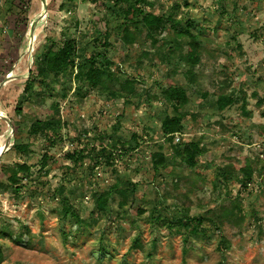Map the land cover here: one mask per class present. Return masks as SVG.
<instances>
[{
  "label": "rangeland",
  "instance_id": "374dc122",
  "mask_svg": "<svg viewBox=\"0 0 264 264\" xmlns=\"http://www.w3.org/2000/svg\"><path fill=\"white\" fill-rule=\"evenodd\" d=\"M46 1L45 23L35 31L32 66L33 56L43 52L48 40L61 44L73 38L89 55L97 47L94 40L107 32L108 56L119 80L111 88L119 89L126 78H135L140 97L125 102L111 99L105 91L87 89L85 97L78 98L73 80L63 87L64 100L62 87L56 85V98L48 99L43 107L26 102L21 95L30 67L27 34L40 20L42 4L32 0L28 9H21V0H0V83L7 76L19 77L0 90V111L10 120L9 127L0 118V138L8 134L9 142L1 161L33 166L30 180L43 184L36 193L16 197L8 191L0 195V224H13L17 233L22 232L19 226H26L31 232L18 244L0 240L5 264H264V0H148L152 7L146 10L156 14L180 5L177 18L194 22L193 32L206 51L196 68L200 75L197 85L188 84L180 65L174 76L176 83L189 88L191 96L183 110L187 113L184 132L175 142L198 140L208 154L201 159L197 173L176 160L170 161L173 166L163 175L154 173L150 156L163 145L170 159L171 149L160 127L161 118L171 114V108L156 98L177 62L167 65L153 59L156 50L149 43L122 44L123 20L115 12L124 7L125 0L115 7L108 2L110 10L104 5L106 0H75L74 7L67 5L64 10H60L61 0ZM145 50L151 52V59H140ZM219 96H232L236 103L218 112L214 102ZM54 100L60 102L65 125L61 141L51 148L27 131L29 120ZM21 101L24 120L15 112ZM17 129H23L17 136L30 146L29 154L21 155L12 148ZM133 134L139 138L138 149H113L111 164L102 158H87L75 167L66 160L67 153L95 150L97 154L111 140L129 142ZM45 152L51 160L48 174L43 175L38 165ZM246 164L254 174L245 188L238 175ZM221 170H228L232 180L216 189ZM126 179L136 184V204L146 210L145 215L137 219L131 213L122 221L115 212L94 215L93 195ZM61 186L90 227L77 228L62 219ZM235 199L241 202L244 220L241 226L226 227L231 248L224 254L217 251L214 235L203 241L191 239L184 248L179 236L170 235L165 228L152 231L149 223L153 207L155 215L164 206L170 210L185 206L191 215H197ZM137 236L141 247H134Z\"/></svg>",
  "mask_w": 264,
  "mask_h": 264
},
{
  "label": "trees",
  "instance_id": "16d2710c",
  "mask_svg": "<svg viewBox=\"0 0 264 264\" xmlns=\"http://www.w3.org/2000/svg\"><path fill=\"white\" fill-rule=\"evenodd\" d=\"M32 0H21V9H28ZM60 10H64L68 5L74 7L75 0H61ZM119 5L121 0H106L105 7L110 10L111 6ZM124 7L120 8L115 14L123 20L120 28V41L124 46H134L136 44L149 43L156 50L153 59L161 64H171L177 62L170 69L166 78V85L160 86L159 96L156 99L162 100L171 108V114H166L161 118V132L166 143L171 149L170 159L164 151V146L160 145L157 152L151 154L152 169L156 175H163L162 172H170L173 163L170 161L178 160L180 164L191 171L197 173L201 159L208 154L207 148L201 145L200 141L175 142L176 137L184 132V121L187 113L183 110L191 102L190 91L188 87L180 85L174 81V76L179 70V65L190 86L197 85L200 75L196 73V68L200 65L203 54L206 52L202 47L199 35L194 34V22L185 18L178 19L177 14L181 7L175 4L169 11L156 14L147 11L146 7H152L148 0H125ZM188 6V4H186ZM135 28H132V26ZM104 32L102 38H97L94 43L97 47H102L101 51L96 48L87 55L85 47L78 45L75 39L66 38L61 44L54 40H48L43 52L36 53L33 56V66L29 76L24 81V90L21 98L26 102L43 107L48 99H55L54 89L60 85L62 99H66V90L63 88L67 83L77 82L75 96L84 98L87 89H98L105 91L111 99H125L129 102L130 98L140 97L137 92V80L135 78H126L119 89L111 88L114 83H118V77L113 72V61L108 56L110 44L108 36ZM185 46V49H184ZM97 49V50H95ZM151 52L143 51L140 59H151ZM39 89V90H38ZM53 91V92H52ZM52 92V93H51ZM54 93V94H53ZM236 101L232 96H219L214 102V107L218 112H222L228 107L234 105ZM20 120L25 119L23 112V102L18 104L15 110ZM264 117V112H263ZM65 123L61 116V105L59 101L54 100L48 108L40 110L33 119L29 120L28 134L41 137L49 147L53 148L61 141V132ZM22 130H16L14 144L12 148L21 155L30 153V146L23 144L18 138V133ZM138 136L133 134L129 142L122 143L119 140H111L110 146L101 148L97 154L95 150L87 152L80 150L65 155L66 160L73 166H81L87 158L104 159L108 163L114 161L113 151L120 147L129 151L138 149ZM60 140V141H59ZM122 144V145H121ZM111 148L112 150H109ZM114 149V150H113ZM94 154V156L92 155ZM96 155V156H95ZM51 156L45 152L39 161V171L43 175L49 172V163ZM33 166L25 162L7 164L0 162V195L10 191L14 196L27 192H37L41 181L30 180ZM238 180L242 187H247L253 179L254 171L247 164L240 168ZM232 180L228 170H221L215 186H227ZM60 195L62 199L61 217L69 225L77 228H88L92 224L82 219L71 203V199L65 196V188L61 186ZM38 197L37 195L34 196ZM94 210L92 213L99 216H107L115 212L116 218L122 221L125 217H131V213L140 219L146 213V210L138 206L136 196V184L130 180H120L111 185L107 190H99L93 195ZM162 205L163 202H158ZM156 208L153 207L150 224L152 231H159L165 228L170 235L179 236L184 248L191 239L198 241L207 240L211 235L217 239V251L224 254L231 248V243L226 237L227 226H241L244 220L242 206L239 199L230 200L229 204L223 202L220 206L208 209L206 212L197 215H191L188 207H175L170 210L168 206L160 208L158 215H155ZM1 221V220H0ZM92 223L97 224V219L92 218ZM22 232L17 233L13 224H0V240H9L15 244L21 243V240L31 232L26 226H19ZM156 239L153 238V247ZM141 238L139 236L134 240V247H141ZM3 243L0 242V264H5L6 254L3 249ZM186 252V250H185ZM151 254H148L150 257ZM101 259V258H100Z\"/></svg>",
  "mask_w": 264,
  "mask_h": 264
},
{
  "label": "water",
  "instance_id": "95a60500",
  "mask_svg": "<svg viewBox=\"0 0 264 264\" xmlns=\"http://www.w3.org/2000/svg\"><path fill=\"white\" fill-rule=\"evenodd\" d=\"M41 4H42V12L40 15V20L38 22H35L34 24L31 25V28L29 30V33L27 34V51L26 53L29 55V63H30V67H29V73L31 71V67H32V55H33V41H34V34L36 31L37 26L40 24L41 20L45 17V15L47 16V3L46 0H40ZM19 77H14V76H7L5 78V80L0 83V90L2 89L3 86H5L6 84L18 79ZM0 118L5 120L9 127H10V120L0 111ZM8 147H9V142H7L4 146V150L3 152L0 154V161H1V157L2 155L8 151Z\"/></svg>",
  "mask_w": 264,
  "mask_h": 264
},
{
  "label": "bare ground",
  "instance_id": "6f19581e",
  "mask_svg": "<svg viewBox=\"0 0 264 264\" xmlns=\"http://www.w3.org/2000/svg\"><path fill=\"white\" fill-rule=\"evenodd\" d=\"M46 3H47V1H46ZM45 20H46V17L45 18H43V20H41V24L40 25H38V27H40V26H42L44 23H45ZM37 27V28H38ZM36 28V29H37ZM36 40V35L34 34V41ZM34 41H33V43H34ZM3 113V112H2ZM7 136H8V134H6L5 136H3V137H1L0 138V154L3 152V150H4V146H5V143H6V141H7Z\"/></svg>",
  "mask_w": 264,
  "mask_h": 264
}]
</instances>
